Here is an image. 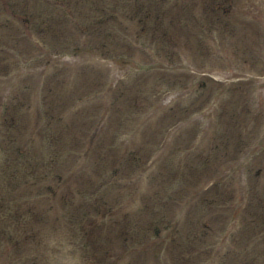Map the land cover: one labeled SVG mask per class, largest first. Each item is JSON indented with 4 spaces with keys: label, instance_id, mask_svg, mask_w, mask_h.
<instances>
[{
    "label": "rangeland",
    "instance_id": "374dc122",
    "mask_svg": "<svg viewBox=\"0 0 264 264\" xmlns=\"http://www.w3.org/2000/svg\"><path fill=\"white\" fill-rule=\"evenodd\" d=\"M0 264H264V0H0Z\"/></svg>",
    "mask_w": 264,
    "mask_h": 264
}]
</instances>
